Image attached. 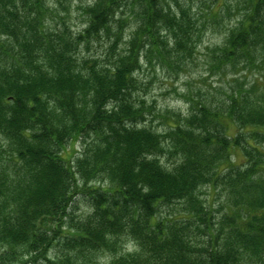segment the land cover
<instances>
[{"label":"trees","instance_id":"trees-1","mask_svg":"<svg viewBox=\"0 0 264 264\" xmlns=\"http://www.w3.org/2000/svg\"><path fill=\"white\" fill-rule=\"evenodd\" d=\"M71 2L0 0V264H264V0L202 1L237 17L187 113L140 95L144 64L194 69L186 4L88 0L74 29Z\"/></svg>","mask_w":264,"mask_h":264},{"label":"rangeland","instance_id":"rangeland-1","mask_svg":"<svg viewBox=\"0 0 264 264\" xmlns=\"http://www.w3.org/2000/svg\"><path fill=\"white\" fill-rule=\"evenodd\" d=\"M171 4H173L174 0H168ZM180 2L186 4V9L190 12V14L194 18V23L197 28L196 31L197 36L195 37V45L197 46V50L194 51L195 63H193L194 69H192L188 74L179 73L177 78L174 80V75L171 72H168L166 68H161L157 66L155 69L148 66V64H144V69L140 73V80L144 84L143 91L140 92V95L148 101L149 104L154 105L156 111H165L166 109H173L176 111H181L187 113L188 106L186 105V100L181 98L179 94L187 93V89L191 87L193 89H209L216 90L220 86H225V81H221L219 77H211L209 78L206 75H202L200 73L203 70V61L205 50L208 46H213L219 43L223 37V33L225 29L228 28V25L232 23V21L237 16L229 15L227 18L225 17L220 21L219 26L216 25V20H213L210 17H207L205 13H208L209 9L207 5H203L204 0H179ZM214 0H208V5ZM225 0H218L216 3V8H218L221 4H223ZM88 0H72L71 2V10H72V24H76L80 29V6L87 3ZM101 52V51H100ZM98 53V52H97ZM99 54V53H98ZM257 76L253 73L249 75L246 79V82H250L256 79ZM230 79V77L228 78ZM191 80V83H190ZM150 120V119H149ZM153 125L157 129H161L163 127V122L159 118H155ZM81 144L78 143L76 146V150L80 151ZM202 197L203 199H207V204L212 205L215 209V212L221 209L220 203L223 201V191L220 187L217 190H212L209 187H205L202 189ZM87 201L83 196H79L76 198V201L70 207V211L75 213L76 216H84L90 211L88 206L86 205ZM218 213H216L217 216ZM124 249V248H123ZM109 255L99 256V261L105 262L107 261ZM97 258V259H98Z\"/></svg>","mask_w":264,"mask_h":264}]
</instances>
